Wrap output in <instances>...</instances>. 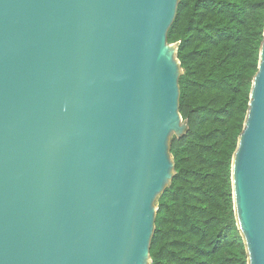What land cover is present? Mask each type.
<instances>
[{"label": "water", "instance_id": "1", "mask_svg": "<svg viewBox=\"0 0 264 264\" xmlns=\"http://www.w3.org/2000/svg\"><path fill=\"white\" fill-rule=\"evenodd\" d=\"M179 0H0V264H151L188 122ZM264 264V37L232 165Z\"/></svg>", "mask_w": 264, "mask_h": 264}, {"label": "trees", "instance_id": "2", "mask_svg": "<svg viewBox=\"0 0 264 264\" xmlns=\"http://www.w3.org/2000/svg\"><path fill=\"white\" fill-rule=\"evenodd\" d=\"M263 37L264 0H179L168 41L188 130L171 138L175 174L157 200L151 264H248L232 165Z\"/></svg>", "mask_w": 264, "mask_h": 264}]
</instances>
